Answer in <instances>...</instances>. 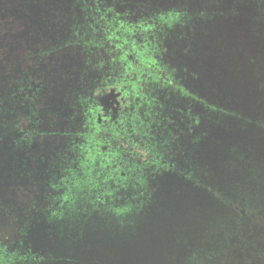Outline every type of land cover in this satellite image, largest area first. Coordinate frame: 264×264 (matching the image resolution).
<instances>
[{"label": "water", "instance_id": "1", "mask_svg": "<svg viewBox=\"0 0 264 264\" xmlns=\"http://www.w3.org/2000/svg\"><path fill=\"white\" fill-rule=\"evenodd\" d=\"M149 4L184 6L192 16L207 14L195 19L196 33L201 36L208 31L220 38L216 44L199 43L184 53L175 37L168 41L167 59L178 69L185 68L190 85H199L206 97V85L214 83L220 91L216 99L243 119L232 118L230 125L206 120L200 143L187 144V154L179 159L183 167H191L200 186L177 174L158 178L150 203L127 224L116 226L100 218V254H85L86 262L99 257L100 264H193L197 254L202 264H264V129L257 125L264 124V18L263 23L257 22L264 0ZM75 12L73 0H0L2 223L24 217L26 192L32 187L44 191L59 150L53 137L20 143L22 133L15 124L31 112L19 90L33 78L40 81L36 86L38 129L49 132L66 125L81 68L79 57L63 48ZM46 51L50 54L42 56ZM195 74L200 76L198 83H194ZM59 228L32 224L25 247L55 259L67 258L68 233Z\"/></svg>", "mask_w": 264, "mask_h": 264}, {"label": "flooded vegetation", "instance_id": "2", "mask_svg": "<svg viewBox=\"0 0 264 264\" xmlns=\"http://www.w3.org/2000/svg\"><path fill=\"white\" fill-rule=\"evenodd\" d=\"M150 1L157 0H73L77 12L63 48L79 57L81 68L62 129H38L40 81L30 78L20 87L31 110L15 124L20 143L53 137L59 150L44 191L26 192L24 217L0 222V264H89L85 254H100V218L127 224L150 203L154 182L165 174L200 186L191 167L180 164L186 145L200 143L206 120L230 125L232 118L243 119L216 99L220 91L214 83L206 85V97L199 85H190L185 68L167 59L168 41L175 37L184 53L199 43L216 44L220 38L208 31L196 33L195 19L207 14L192 16L184 6L152 7ZM263 18L260 10L257 22ZM193 78L198 83L200 76ZM32 224L66 228L67 258L26 248ZM192 261L203 263L197 254ZM91 264H100V258Z\"/></svg>", "mask_w": 264, "mask_h": 264}]
</instances>
